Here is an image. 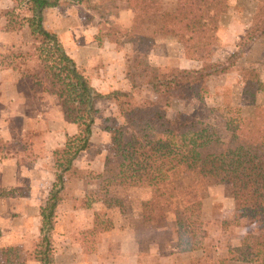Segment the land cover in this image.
<instances>
[{
  "label": "trees",
  "instance_id": "obj_1",
  "mask_svg": "<svg viewBox=\"0 0 264 264\" xmlns=\"http://www.w3.org/2000/svg\"><path fill=\"white\" fill-rule=\"evenodd\" d=\"M81 1L91 3L90 0ZM222 1L198 0V8L186 10L181 9L183 5L173 7L165 0H129L131 25L127 28L112 25L105 34L107 40L115 43L122 39L134 46L149 44L153 37L148 31L159 36L166 32L167 26L183 23L185 34L189 38H200L207 55L198 68L172 67L161 72L150 64L137 65L132 69L133 89L147 87L168 100L182 91L203 96L210 78L229 72L243 61L239 71L242 95L254 97L264 91V59L241 58L242 53L256 44L264 45V0H258L262 5L254 14L252 26L240 39L238 51L224 60L213 61L212 46L216 37L211 25L217 20L215 9ZM26 2L31 11L27 22L32 48L38 53L42 67L35 68V64L29 62L16 66L21 75L20 84L34 92L54 94L66 120L78 129L75 136L66 137L64 146L53 152L55 181L39 211L41 222L39 235L32 244V259L38 264H56L53 231L61 192L67 182L80 179L90 182L96 177L114 178L121 186L148 185L151 197L147 214L173 216L177 236L175 248L180 252L206 250L210 205L201 191L213 184H223L234 200V221L255 219V233L239 236L241 247L248 249L252 258L264 257V151L251 150L246 140L238 138L226 143L197 117L186 112L170 117L167 105L149 98L135 101L132 91L98 92L67 55L57 35L43 25L47 9L66 6L70 0ZM43 56L47 60H43ZM97 100H105L115 107L124 128L108 125L104 129L110 135V155L104 158L102 173L74 167L79 154L99 136L95 125ZM230 154H235L246 167L228 172ZM102 223L96 218L94 231H99Z\"/></svg>",
  "mask_w": 264,
  "mask_h": 264
},
{
  "label": "rangeland",
  "instance_id": "obj_2",
  "mask_svg": "<svg viewBox=\"0 0 264 264\" xmlns=\"http://www.w3.org/2000/svg\"><path fill=\"white\" fill-rule=\"evenodd\" d=\"M125 1L129 7V0ZM165 1L173 7L175 5L180 7L183 5L181 9L186 10H194L199 6L197 5L198 0ZM249 2L244 6H238L231 4L230 0H223L217 5L215 9L217 20L211 25L212 33L216 37V43L212 46L211 60H224L231 53L238 51L237 45L242 35L244 37L245 30L252 26L254 14L262 5V3H252L250 5ZM119 6L120 0H114L113 2L98 0L89 4L86 1L70 0V3L66 6L59 7V9H72L70 13H63L64 10H61V15H58V12L48 14V11L47 15H45L47 20L45 23L43 21V25L45 27L56 25L62 28L71 25L72 28L77 29V31H74L77 33L86 27L87 29L89 27H92V29L97 27L98 33L95 32L97 33L96 39L102 40L112 25H120L119 23L116 24V21L123 19L119 15ZM239 9L245 10L241 11ZM30 14V5L26 0H0V32L4 33L8 40L12 39L20 44L18 48L10 49L9 53H0V65L2 67L16 70V66H21L24 62L35 64V68L38 66L42 67L40 66L38 53L33 48H28V30L26 27ZM148 32L153 37V41L149 44L140 43L134 46L121 39L110 48L103 49V51L109 52L104 60L106 59L108 64L114 62L112 66L106 68L107 72L110 75L112 73L117 74L122 78L121 81L124 80L122 89L132 91L135 101L149 98L167 105V112L170 117L177 112L189 113L208 125L220 136L222 141L228 143L236 138L242 141L246 140L251 150L260 149L259 152L262 153L264 151V91L258 92L254 97L242 95L239 71L243 61L238 62L236 67L229 72L210 78L207 83V92L203 96L182 91L177 93L171 100H168L164 95L157 94L147 87H136L133 89L132 69L137 65L150 64L157 67L159 71L165 72L172 67L198 68L207 59L201 39L197 37L189 38L184 32L183 23L167 26L166 32L159 36H154L150 31ZM112 55L114 58H112ZM43 58V60L46 59L44 56ZM241 58H251L253 61L264 59V45L256 44L251 50L242 53ZM48 60L53 62L52 59ZM100 63H102L101 57ZM99 67L101 69V66L96 68ZM103 69L106 71L105 68ZM109 70H112V72ZM46 112H49L50 118L58 117L57 112L55 111L54 113L52 107ZM95 116L97 124L102 131H105L104 129L108 125H115L121 130L124 129L123 121L115 107L106 101L98 103ZM60 117L62 118V114ZM87 154V159L93 158V162L97 165L100 162L97 160L98 156L100 157L101 155L103 158L106 157L105 155H110L109 133L105 131L103 137L99 134L97 142L93 146L88 147ZM244 166L246 167L245 164H241L237 160L235 154L229 155L226 166L228 172L239 171ZM94 172L100 173L95 170ZM229 192L228 187L219 183L201 191V196L210 205V222L207 233L210 231L215 233L221 231L223 236L217 242L209 240L210 242L206 244L205 254L203 256L197 254L191 262L178 257L180 264H224L222 262L225 260H221V257H230L229 259L243 262L252 261V264H264V257L252 258L248 249L241 247L239 236L244 234H240V231L243 230L246 234L255 233V219L241 218L239 221H234V218H229L233 217V212L235 211L232 206L234 200ZM149 195H151V190L146 184H142L139 187L121 186L117 184L114 178L96 177L91 178L85 193V200L83 201L86 205L103 200L109 206L108 211L103 209L100 211L96 210L93 213L94 216H98L99 219L103 220L102 229L110 227V217L115 218L116 216L115 219L119 220V223H122L121 217L126 216V221H128L127 218H131L127 226L131 225L132 219L138 216L142 217L145 222L154 223L152 229H155V231H148L149 233L153 231L154 234H146L148 232L144 228V224L138 227L140 235H142L141 240L157 241L158 243L156 242L155 245H158V252L168 254L171 250L168 244H171L170 241L176 235L175 220L171 215L147 214L149 200L144 199ZM78 206H81V203ZM123 224L126 226L124 221ZM1 232L2 230L0 229V263L32 260L33 242L31 238L28 243L26 241L18 243L14 241L13 244H9V246L4 248L1 245ZM147 245L146 242L142 241V247ZM228 258L224 259L227 260Z\"/></svg>",
  "mask_w": 264,
  "mask_h": 264
},
{
  "label": "crops",
  "instance_id": "obj_3",
  "mask_svg": "<svg viewBox=\"0 0 264 264\" xmlns=\"http://www.w3.org/2000/svg\"><path fill=\"white\" fill-rule=\"evenodd\" d=\"M95 1L98 0H90L92 3ZM230 1L231 4L238 6H244L249 1H251L250 5L258 2V0ZM119 9V15L123 19L116 21V24L119 23V26L127 28L131 25L132 11L125 0H120ZM61 10H64L63 13H70L72 9L49 8L44 13V23L47 20L45 15L48 11V14L58 12V15H61ZM45 28L57 35L67 55L89 78L90 84L98 92L124 90L122 89L124 80L121 81L122 78L117 74L110 75L107 72L106 68L112 66L114 62L108 64L106 59L104 60L109 52L103 51V49L110 48L115 43L106 38L97 40V27L94 29L86 27L78 33L74 32L77 29L72 28L71 25L64 28L50 25ZM26 29L28 30H26L28 48H32L28 24ZM7 38L4 33L0 32L1 54L9 53L10 49L18 48L20 45L17 41ZM100 57L102 63H100ZM112 58H114L113 55ZM104 64L105 66H103ZM97 66H101V69L100 67L96 68ZM20 78L21 75L17 69H8L0 65V229L2 230L1 245L4 248L13 244L14 241L28 243L31 238L34 243L36 240L41 222L39 211L48 199L55 181L56 169L53 152L64 146L66 137H72L78 133L77 126L66 120L54 94L43 93L41 90L35 91V94L29 87L22 88ZM104 101H95V108L99 102ZM50 107L53 108L54 113L57 112L58 117H49V112L46 111ZM95 125L103 137L105 131L99 128L96 119ZM98 138L99 136L93 138L89 147L93 146ZM87 153L88 149L79 154L74 161V167L79 170H93L92 172L95 170L102 173L105 157L98 156L97 160L100 161V164L97 165L93 162V158L87 159ZM88 184L89 182L82 179L70 181L65 184V188L61 192L62 200L57 207L56 224L53 231L56 264H180L178 257L191 262L197 254L201 256L205 254V250L178 251L175 248L176 235L170 241L172 245L168 244L171 249L168 254L158 252V245H155L157 241L141 240L142 235L138 230V227L144 224L147 232L155 231L152 229L154 223L145 222L139 216L133 218L129 226L127 225L131 218H127L128 221H126V216L121 217L122 223H119V220L115 219L117 216L110 217V227L107 229L100 227L99 231H94L96 218L99 223L103 222L98 216H94V211L103 209L108 211L109 206L103 200L84 204L83 200H85ZM150 197L151 195L146 196L144 200H150ZM79 203L81 206H78ZM232 206L234 207V204ZM234 212L233 217H229L230 219L234 218ZM36 219L37 221H35ZM240 234L246 233L242 230ZM222 236L221 231L216 233L210 231L207 234L206 243L208 244L209 240L217 242L222 239ZM142 241L148 245L142 247ZM224 258L228 257H221V260L226 261L225 264H252V261L243 262L229 259L230 257L227 260ZM26 264H38V262L32 259L28 260Z\"/></svg>",
  "mask_w": 264,
  "mask_h": 264
}]
</instances>
